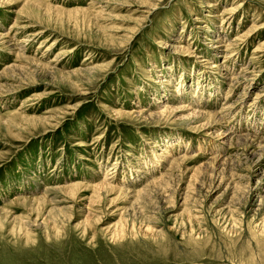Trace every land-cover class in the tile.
Instances as JSON below:
<instances>
[{
    "label": "rangeland",
    "instance_id": "1",
    "mask_svg": "<svg viewBox=\"0 0 264 264\" xmlns=\"http://www.w3.org/2000/svg\"><path fill=\"white\" fill-rule=\"evenodd\" d=\"M0 264H264V0H0Z\"/></svg>",
    "mask_w": 264,
    "mask_h": 264
},
{
    "label": "bare ground",
    "instance_id": "2",
    "mask_svg": "<svg viewBox=\"0 0 264 264\" xmlns=\"http://www.w3.org/2000/svg\"><path fill=\"white\" fill-rule=\"evenodd\" d=\"M229 11H230V10H227V12H229ZM217 13H218V12H217ZM225 13H226V12H225ZM221 15H222L223 18H225V14H221ZM219 16H220V14H219ZM215 17H216V15H215ZM222 20H223V19H222ZM228 108H229V107H227V109H228ZM106 180H110V179H109V178H108V179L105 178L104 181H106ZM106 182H107V181H106ZM102 185H103V184H100L99 187L102 186ZM102 187H103V186H102Z\"/></svg>",
    "mask_w": 264,
    "mask_h": 264
}]
</instances>
